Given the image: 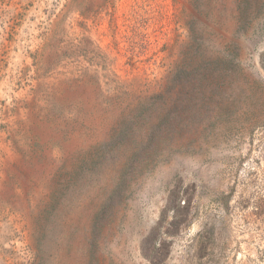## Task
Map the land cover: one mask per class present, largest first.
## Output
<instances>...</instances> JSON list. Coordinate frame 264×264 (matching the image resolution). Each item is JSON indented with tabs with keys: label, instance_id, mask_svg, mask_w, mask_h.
Returning <instances> with one entry per match:
<instances>
[{
	"label": "rangeland",
	"instance_id": "rangeland-1",
	"mask_svg": "<svg viewBox=\"0 0 264 264\" xmlns=\"http://www.w3.org/2000/svg\"><path fill=\"white\" fill-rule=\"evenodd\" d=\"M264 0H0V264H264Z\"/></svg>",
	"mask_w": 264,
	"mask_h": 264
},
{
	"label": "trees",
	"instance_id": "trees-1",
	"mask_svg": "<svg viewBox=\"0 0 264 264\" xmlns=\"http://www.w3.org/2000/svg\"><path fill=\"white\" fill-rule=\"evenodd\" d=\"M262 66H263V68H264V54H263V56H262Z\"/></svg>",
	"mask_w": 264,
	"mask_h": 264
}]
</instances>
